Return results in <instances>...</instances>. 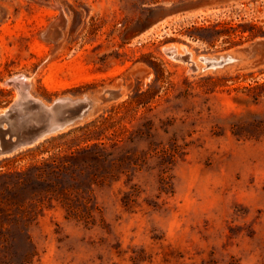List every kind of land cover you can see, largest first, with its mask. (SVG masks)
<instances>
[{
	"label": "rangeland",
	"instance_id": "obj_1",
	"mask_svg": "<svg viewBox=\"0 0 264 264\" xmlns=\"http://www.w3.org/2000/svg\"><path fill=\"white\" fill-rule=\"evenodd\" d=\"M263 40L264 0H0V112L20 74L45 104L93 105L0 157V264H264ZM172 45L236 60L193 72Z\"/></svg>",
	"mask_w": 264,
	"mask_h": 264
},
{
	"label": "water",
	"instance_id": "obj_2",
	"mask_svg": "<svg viewBox=\"0 0 264 264\" xmlns=\"http://www.w3.org/2000/svg\"><path fill=\"white\" fill-rule=\"evenodd\" d=\"M199 3L194 7H200ZM165 51L171 59L188 64L193 72L219 68L233 60L230 55L194 58L186 45H182L180 50L169 47ZM252 51L264 53V40L258 42ZM5 84L16 88L19 98L8 109L0 112V157L13 156L82 122L93 108L87 97H63L49 105L45 104L30 96L28 78L21 74L9 78ZM106 94L107 100H119L123 97L121 89L108 91Z\"/></svg>",
	"mask_w": 264,
	"mask_h": 264
},
{
	"label": "trees",
	"instance_id": "obj_3",
	"mask_svg": "<svg viewBox=\"0 0 264 264\" xmlns=\"http://www.w3.org/2000/svg\"><path fill=\"white\" fill-rule=\"evenodd\" d=\"M213 32H215L217 34V38H219L221 35H228V33L226 31H219L217 29H213ZM197 38L203 42H207V43L211 42L208 38L203 37V36H198ZM153 66L155 67L156 73H157L158 65L153 64ZM153 99H154V94L152 93V91L150 89L146 93H136L133 97H131L127 101L123 102V104L119 108L134 107L136 109H139L141 107H146ZM96 146L97 145H95V147ZM87 150H90V149H85L84 151L87 152ZM103 152L106 153L104 156H101L98 154H96V155L99 158H101L104 162H110V157H111L112 153L110 151L108 152L107 149H103ZM70 157H71L72 161L75 160L74 155H71ZM112 164H115V162ZM49 165L51 166V168L49 167L50 168L49 173L53 174L57 178H61L62 173L68 174L71 171V167H72L71 165L68 164V161L65 160V157H60V156L53 158V160L49 163ZM42 174H40L41 180H43ZM61 193L64 196V198L67 197V195H68V193H65V192H61ZM66 199L67 198H65V200H64V205H66L69 209H72L70 204L68 202H65ZM78 214H79L78 212H75V215H78Z\"/></svg>",
	"mask_w": 264,
	"mask_h": 264
},
{
	"label": "bare ground",
	"instance_id": "obj_4",
	"mask_svg": "<svg viewBox=\"0 0 264 264\" xmlns=\"http://www.w3.org/2000/svg\"><path fill=\"white\" fill-rule=\"evenodd\" d=\"M170 47H176V48H178V50L181 49V46H176V45H174V46H170ZM232 58H233L232 61H235V60H236L234 57H232ZM28 82H29V81H28ZM29 94H30V92H29ZM30 96H32V95L30 94Z\"/></svg>",
	"mask_w": 264,
	"mask_h": 264
}]
</instances>
